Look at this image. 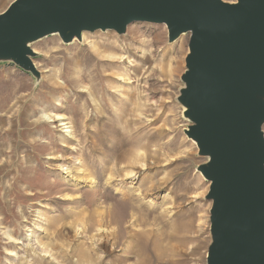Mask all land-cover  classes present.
I'll return each mask as SVG.
<instances>
[{"label":"rangeland","instance_id":"rangeland-1","mask_svg":"<svg viewBox=\"0 0 264 264\" xmlns=\"http://www.w3.org/2000/svg\"><path fill=\"white\" fill-rule=\"evenodd\" d=\"M190 39L53 34L30 44L36 74L0 62V264H207L208 159L179 100Z\"/></svg>","mask_w":264,"mask_h":264},{"label":"water","instance_id":"water-1","mask_svg":"<svg viewBox=\"0 0 264 264\" xmlns=\"http://www.w3.org/2000/svg\"><path fill=\"white\" fill-rule=\"evenodd\" d=\"M165 25L191 34L180 102L208 162L207 264H264V0H15L0 14V62L36 74L30 44L58 34H125Z\"/></svg>","mask_w":264,"mask_h":264},{"label":"bare ground","instance_id":"bare-ground-1","mask_svg":"<svg viewBox=\"0 0 264 264\" xmlns=\"http://www.w3.org/2000/svg\"><path fill=\"white\" fill-rule=\"evenodd\" d=\"M110 47V46H109ZM99 53V52H98ZM102 64V63H101ZM108 64V63H107ZM106 66V65H104ZM108 68V67H107ZM104 70V69H103ZM54 120H52L51 122H59V126L62 127V128H65V123H64V118L63 117H60V116H54L53 118ZM148 189V188H147ZM150 189V188H149ZM154 189V188H153ZM145 190V189H144ZM148 191V190H147ZM150 191V190H149ZM83 260V259H82Z\"/></svg>","mask_w":264,"mask_h":264}]
</instances>
